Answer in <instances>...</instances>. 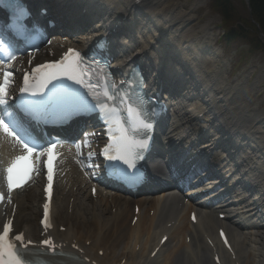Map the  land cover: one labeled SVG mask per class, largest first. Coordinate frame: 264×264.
<instances>
[{
    "label": "bare ground",
    "instance_id": "6f19581e",
    "mask_svg": "<svg viewBox=\"0 0 264 264\" xmlns=\"http://www.w3.org/2000/svg\"><path fill=\"white\" fill-rule=\"evenodd\" d=\"M61 1L69 2V0ZM92 2L101 6L100 9L104 13L101 17L95 18L92 24L96 34L102 32L101 27L103 29L108 21L114 24L118 20L126 21V24L131 27L130 32L127 33L130 36L128 35V38L122 40L123 43H121L126 48L118 51V56L120 54L124 56H119L118 59L127 61V57H134L144 64L148 71L152 68L154 70L161 68L166 72L169 86L174 87L176 100H171L173 116L169 122V134L162 137L166 148L169 142L174 145L182 142L191 143L190 141L194 139L191 132L195 128L191 117L201 111L205 112V121L208 122L210 129L209 138L211 140L209 142L216 139L217 148L224 149V152L234 158L229 163L237 164V153H240L244 159L251 154L250 152L241 153V149H229L228 145L232 142L241 145H246L248 142L254 145L253 140H255L258 144L256 147H264L263 112L255 114L248 111L246 107L261 83L259 77H256L250 88L242 82L225 87L221 79L215 75L217 67L213 64L212 53L211 55L208 53L214 42L213 35L203 33V41L197 43L199 32L187 28L194 19L192 12L202 3L193 0L187 10L178 2L167 4V0H151L144 6H140L141 9L136 10V8L131 9L130 0H92ZM92 6L95 8V5ZM89 10H92V7H89ZM140 10L143 11L142 14ZM175 56L177 64L169 61ZM243 136H247L250 140L245 141ZM207 155L210 163L215 164L217 155L212 152ZM163 174L162 170L153 171V177L156 180ZM68 179L72 182H67L63 189L64 199L53 203L52 215L59 211L64 202L67 206L71 198L73 208L77 209L76 212L80 218L77 221L75 217L74 222L67 224L65 231L57 235L64 239L74 238L82 246L89 242L86 250L96 258L98 264H208L206 263L207 249L197 235H192L190 243L183 246V249L188 250V255L183 259V234H190L194 227H186V218H183L178 196L169 192H161L154 197L131 201L111 194L109 189H99L96 198L100 196L102 204L89 207L79 202L78 197L71 191L74 186L82 185V183L74 174L66 178L67 181ZM254 182L264 186V176H258L255 181H252L253 184ZM89 191L88 188V195ZM108 198L111 201L106 203ZM84 199L88 198L84 197ZM13 200L16 203V224H22L25 234L32 237L34 234L32 222L29 221L33 218L30 217L25 204L26 200L16 196ZM126 202L131 204L135 202L142 211L140 220L134 227L129 225L133 208L131 207L130 212L126 210L123 207ZM158 206L161 209H155ZM113 208L120 209V211L111 214L110 211ZM193 208L189 205L187 210ZM242 209L240 208L239 211ZM150 210L154 212L152 217L148 215ZM173 213H177L178 225L173 228L172 236L165 248L159 252L158 257L148 261V251L156 241L155 235L162 221ZM128 215H130V220L126 226L125 218ZM60 220L65 222L64 217ZM200 220L202 227L209 233H213L215 228L213 218L202 214ZM54 221H56L55 217ZM247 222L251 227L255 224L251 218L247 219ZM109 230H113L114 238L108 237ZM230 235L241 264H264V232L245 230L236 234V231L231 230ZM137 249L138 252H136ZM100 250L102 256L99 257L97 252Z\"/></svg>",
    "mask_w": 264,
    "mask_h": 264
},
{
    "label": "snow or ice",
    "instance_id": "6c2138e0",
    "mask_svg": "<svg viewBox=\"0 0 264 264\" xmlns=\"http://www.w3.org/2000/svg\"><path fill=\"white\" fill-rule=\"evenodd\" d=\"M25 13L22 10L14 12V22L12 27H22V19ZM0 56L5 57L3 69H0V133L6 137L14 139L21 147L23 154L11 160L8 167L4 169V180L7 190L11 193L14 189L21 187L30 179V174L35 171L33 157L39 159L41 156H46L47 161V187L44 191L50 199L51 187L53 181V162L56 157L55 149L57 143L49 145H38V138L32 133L27 125V119L40 120L47 115H52L55 112L58 104V95L60 92L71 93V89L65 85L64 81H69L72 84L78 85L82 89L89 91L96 100V104L92 106V111L100 109L101 119L108 125L107 133L109 144L102 150V155L106 160L119 162L125 165L127 169L135 167V160L139 154V150L147 147L144 139H138V135L143 132L147 134L151 127L144 120L142 105L137 103L130 106L127 111L129 120L125 122L118 118L119 114L115 111H109V101L114 102L119 97L112 93L106 92V99L100 100L94 93L95 85L91 83V70H89L83 61L81 54L69 50L65 56L54 63H45L36 66L31 73H25L23 77V85L19 89L21 97L28 96L37 99L25 100L20 98L19 106L23 116L17 114V105L9 103L8 90L12 84V71L8 67V62L16 60V56L11 50V46L0 40ZM103 70L101 69V73ZM51 86V88L49 87ZM115 87V86H113ZM46 90H48L46 92ZM127 96V93H125ZM121 99V103L125 101ZM131 103V97L127 101ZM115 105L113 103V109ZM11 109V110H10ZM84 146H88L87 137L84 140ZM79 153L80 144L75 145ZM91 158V156L89 157ZM3 196L0 195V201ZM9 203L11 200L9 199ZM43 220L41 223L45 228L49 227V203L43 205ZM195 219V217H193ZM11 221L4 224L2 232H0V264H28V261L22 255L27 244L23 242V236L17 235L10 238ZM223 233L221 236L223 237ZM16 241L20 242L18 246ZM30 243V242H29ZM42 246L48 249H53L54 245L50 239L41 242ZM227 243V241H225Z\"/></svg>",
    "mask_w": 264,
    "mask_h": 264
},
{
    "label": "rangeland",
    "instance_id": "374dc122",
    "mask_svg": "<svg viewBox=\"0 0 264 264\" xmlns=\"http://www.w3.org/2000/svg\"><path fill=\"white\" fill-rule=\"evenodd\" d=\"M180 2L183 4L184 8H188L189 4L193 0H168L167 4L173 3V2ZM205 2V0H199ZM231 3V6L233 8V17L231 18L230 21H228V26L229 27H235L238 25L240 22V19H245L247 17V11L246 7L243 4L242 0H229ZM211 6V3H206L202 6H199L193 14L195 17L189 23L187 26L188 29H194L199 32V35L197 37V43H201L203 41V33L205 34H211L214 37V48L216 49L215 55H214V60L216 65L219 67L220 72H222L221 77H226L227 82L233 83L234 79H237L239 77V74H242L241 69H238L237 67L234 69L233 73L230 74L229 70L232 66L231 62H233L234 56L237 58L239 57L243 52H247L248 50L251 51L250 56L246 59L244 58L243 61L245 63L246 68H250L252 70H255L256 73L260 72L264 76V48L259 50L260 46L258 49L254 50L250 45H258L257 40L255 39L254 36L248 35V38H251V40H247L246 42H234L233 44H230L228 47L225 45H219L220 43V36L222 34V31H224V27L222 26V22L220 19V16H217L213 12H209V7ZM247 24V23H245ZM236 28V27H235ZM202 29V30H201ZM234 29V28H233ZM260 43V42H259ZM244 66V67H245ZM261 78V77H260ZM236 82V81H235ZM234 82V83H235ZM262 82H264V78H262ZM233 83V84H234ZM230 84V85H233ZM263 84V83H262ZM250 85V84H249ZM264 86V84H263ZM261 87L259 89V93L262 96L257 97L254 99V101L249 105L248 109L249 111L253 113H262L264 114V89ZM258 104H257V103ZM83 199H80L79 201H82ZM32 212V211H31ZM62 217V214H58V219ZM77 221L79 220L80 216L77 215ZM88 218V217H87ZM34 223L35 227V222ZM74 222V219H73ZM31 223V221H30Z\"/></svg>",
    "mask_w": 264,
    "mask_h": 264
},
{
    "label": "trees",
    "instance_id": "16d2710c",
    "mask_svg": "<svg viewBox=\"0 0 264 264\" xmlns=\"http://www.w3.org/2000/svg\"><path fill=\"white\" fill-rule=\"evenodd\" d=\"M213 9L218 12L223 21L227 24V32L224 36V42L226 45L233 44L238 41L251 40L248 35H252L257 40L258 45H252L260 49L264 48V44L259 43L257 39V33L260 32L264 40V0H249L250 16L254 23L250 22V17L240 19L239 23L235 27H229L228 21L233 17V8L229 0H212ZM247 23V24H245ZM234 28V29H233Z\"/></svg>",
    "mask_w": 264,
    "mask_h": 264
},
{
    "label": "water",
    "instance_id": "95a60500",
    "mask_svg": "<svg viewBox=\"0 0 264 264\" xmlns=\"http://www.w3.org/2000/svg\"><path fill=\"white\" fill-rule=\"evenodd\" d=\"M246 1V3H248V0H245ZM248 9H249V5H248Z\"/></svg>",
    "mask_w": 264,
    "mask_h": 264
}]
</instances>
